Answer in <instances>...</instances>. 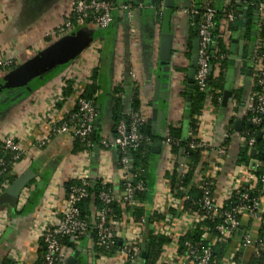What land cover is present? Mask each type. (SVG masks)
Wrapping results in <instances>:
<instances>
[{"label": "crops", "instance_id": "1", "mask_svg": "<svg viewBox=\"0 0 264 264\" xmlns=\"http://www.w3.org/2000/svg\"><path fill=\"white\" fill-rule=\"evenodd\" d=\"M75 1L0 0V58L11 62L16 68L71 33H78L80 38L88 41L81 52L52 77L0 110V142L4 137H14L24 150L21 160L13 166L12 176L16 180L25 174H32L19 192L15 207H0V264L4 260L11 264L37 263L40 234L64 212L68 182L75 180L92 183L99 179L117 188L121 181L118 154L101 145L102 140L113 137L115 87L121 86L124 90L120 95L122 113L127 116L133 93L137 91L141 104L140 114L151 123L153 85L160 70L159 25L155 13L157 0H113V21L106 29H99L88 18L75 20L72 31L68 34H55L57 28L70 18ZM208 1L216 9L231 10L233 15L229 25L228 44L225 45L228 68H222L218 63L212 69L216 76L225 74L228 87L225 91H230L231 96L226 106H222V95L220 109L214 108L210 100L207 101L202 111L204 118L200 120L195 136L196 139L207 141L209 147L202 153V165L199 167L200 172L195 174L194 181L199 184L203 178L209 179L214 186L213 201L219 203L230 191L244 188L246 179L245 176L234 175L237 154L241 149L239 133L243 122L240 116L252 92L247 71L244 74L240 69L246 58L252 59L256 45L255 30L248 37L246 29L250 23L257 22L264 0ZM202 3L203 0L175 1L171 17L173 41L169 88L166 100L159 102L158 111L162 116L157 138L154 139L161 142V148L158 154L151 152L145 171L147 199L144 203L136 204L147 213L161 214L169 221L148 227L155 233L169 235L172 239L170 244L163 247L157 264H190L178 254V240L194 226L197 214L181 212V200L174 197L169 181L165 179L166 173L173 167L166 136L168 127L178 128L186 115V103L181 93L187 84V75L185 77L182 70L187 68L188 61L186 53L191 25L189 16ZM255 6H259L257 16ZM123 7L130 8L132 18L127 17ZM244 8L245 17L238 13ZM242 20H246L245 24L238 25V21ZM231 59L233 65L229 63ZM94 69L99 71L101 80L96 93L100 144L95 145L88 153L72 154L70 137L56 133L54 128H58L74 111L75 98L82 95ZM8 73V69H5L0 81ZM62 82L65 87L56 98ZM239 88L243 91L242 106L235 108L233 91ZM232 120L234 130H230ZM237 121L242 122L240 130L235 127ZM188 131L185 124V137H188ZM224 134L228 137L225 138ZM44 138L47 139L46 143L38 145L37 142ZM225 142H228L227 146L223 145ZM22 194L27 199L19 208L18 200ZM170 209L177 215L169 216ZM144 231L145 228L134 224L130 213L126 212L124 221L116 230L122 251L110 257L94 258V234L90 232L88 238L78 243L75 251H62L63 256L66 261L72 258L73 264H125V250H128L131 242L140 243ZM245 253L247 257V252ZM134 264H142V261Z\"/></svg>", "mask_w": 264, "mask_h": 264}, {"label": "trees", "instance_id": "2", "mask_svg": "<svg viewBox=\"0 0 264 264\" xmlns=\"http://www.w3.org/2000/svg\"><path fill=\"white\" fill-rule=\"evenodd\" d=\"M111 4L114 3L113 0H108ZM162 4L163 0H157V7L155 9L156 13V21L158 25H160L161 19V11H162ZM234 8L233 5H231ZM206 8H212L216 12V16L213 19V28L211 30L212 33V41L215 43L218 52L212 53V47L209 48V62L211 65V71L206 80V90L201 92L198 87L194 84V88L191 91H187L186 86L184 91L181 93L182 98L185 100L187 96L190 97V108L188 110L185 109V114L189 116L188 120H185L184 117L181 120V125L176 128L169 126L168 133L166 136V141L169 146V152L173 159V167L172 170L165 175V179L169 181L170 191L174 193V197L176 199L181 200L180 209L182 213H196L198 216L203 217L198 224H195L189 231H187L184 235H182L178 240V254L183 256L188 263L192 264L194 262V256L189 254V251L196 250V253H200L201 250L206 247L207 241L203 239L202 235L207 230L210 233H213V228L216 226L221 219L220 218H213L209 213L202 210V197L205 189H208L210 193L213 195L214 186L213 183L209 179L203 178L199 184H196L194 181V176L199 171V167L202 165L201 157L203 150L201 148H191V142L197 143L198 141L195 140V136L197 135L198 131V121L199 116L201 115L205 104L208 100H210L211 105L216 108L220 109V99L222 98L223 92L228 88L227 87V80L225 78V74H218L217 76L214 75L212 67L215 64H220L222 68H228V59L227 57V49L223 42L218 39L217 37L220 34L219 29V22H220V11L221 9L214 8L210 1L203 0V3L193 9L194 13H191L189 16L190 22V39L188 42V50L186 53V58L189 60L190 57V48L191 42L195 38L198 33V27L200 22L202 21V14L205 12ZM77 17L74 14H71L70 18L68 19L71 22V25L74 24V21L77 20ZM255 30L254 40L256 41L255 48L259 52L260 57H264V3L263 7L260 11V16L255 22V24L250 23L249 27L246 29V35L251 37L252 30ZM227 34L229 33V27L226 28L225 31ZM222 56V59L220 58ZM225 57V58H224ZM264 62V61H262ZM264 64V63H263ZM252 59L248 60L245 59V62L242 64L240 71L245 74L247 70H249V78L251 80V89L252 92L261 93V88L257 86L254 82L253 72H252ZM63 67V66H62ZM62 67L55 70L52 74L47 75L39 82L32 84L27 89H25L22 93L17 94L14 98L7 101L4 105L0 107V110L7 107L9 104L13 103L19 97L26 94V92L30 89H34L37 86L41 85L47 79L52 77L57 71H59ZM16 67L10 65L7 69L9 72L13 71ZM188 68L183 69V74L187 75ZM186 81V80H185ZM101 82L99 71L93 70L89 79L88 83L85 87V90L82 93V98L88 102H91L94 105L95 112H96V119L93 124V129L96 128L94 136H92V132L84 137V138H77L72 137V154H80V153H88L90 152L95 145L100 144V138L98 134V123L96 124V120L98 119V114L96 111V93L99 91V83ZM187 83V81H186ZM123 88L121 86H117L113 90V109H112V120L114 122L113 128V136L115 134V126L120 121L128 122V117L122 113L121 109V99L120 95L123 94ZM264 92V91H263ZM68 93V92H67ZM66 93V94H67ZM242 94L243 91L241 88L236 89L233 91V103L235 108H238L242 103ZM264 94V93H263ZM140 101L138 97L137 91H134L132 96L131 102V109L135 112L140 113ZM236 110V109H235ZM73 114H76L73 118ZM79 115L77 114V108L69 114L65 121H70L73 125L78 124ZM243 126L241 128L243 135L244 131L248 132L249 134L254 133L257 135L255 131V127L248 125L245 122V118H242ZM188 126V137L184 135V125ZM230 130H234V120L230 121ZM246 137V136H244ZM157 138L156 133L154 136L151 135V123L149 120L140 127V138L138 141V146L134 150H130L125 155L128 157L131 168L129 170V174L132 177L131 182H129L130 187L129 190H133V199L137 203H144L147 199V183L145 178V171L149 165V159L151 156L152 150V142ZM228 142H225L223 145L227 146ZM255 149L257 151V155L255 159L264 163V136H260L255 141ZM116 151V150H115ZM118 154V160L120 157V153L116 151ZM13 152H10L6 149H3L0 146V184L3 181H7L9 185L15 181V178L12 176V169L14 166L13 159ZM250 159L249 152L244 148H241L237 154V164L246 163ZM183 162L186 166V172L180 176L178 174V163ZM138 184L142 185L141 190H135ZM71 186H79L86 189L87 196L81 199L77 204L76 207L78 208V215L79 218L87 227V232L81 235H73V236H63L57 239L58 246L62 251L69 252L75 251L77 245L80 241H83L85 238L89 237L90 232L94 233L93 229V221H96L93 215V211L100 210L103 207L102 202L99 199V193L101 191L112 192L113 195L120 196L123 193L125 186L124 181H120L117 188L113 186V184H104L102 180H95L92 183H87L84 181H70L66 184V197L69 194V188ZM3 191L0 187V194ZM247 192V189L241 188L237 191L233 192L230 199L223 202L222 211H231L239 204V197L242 193ZM261 185L257 184L256 188L253 192L254 198L261 197L262 195ZM116 195V197H117ZM108 212L107 215L113 222H123L124 221V214L129 212L131 215V220L134 224H140L141 227L145 228L141 242L136 243L132 246L135 250L139 251L136 257H132V251L125 253L127 255L125 264H134L136 261H142V264H157V261L163 251V247L171 243V236L169 235H162L157 234L154 231L150 230L148 227L150 225L165 222L169 223L166 220V217L152 212L147 213V211L143 207H139L136 205H130L124 198L117 197V199L113 200L111 203L106 206ZM169 216H176L177 213L170 209L168 210ZM179 214V213H178ZM60 217V215L58 216ZM239 219V218H238ZM245 219H241L243 222ZM49 229V228H47ZM260 235H264V227L262 226L259 229ZM94 248H93V257H110L115 255L118 251H122V244L116 240L113 245L110 246H99L97 236L94 235L92 238ZM40 244V252L38 255V260L36 264H42L43 262V253H44V245L42 243V239L39 240ZM188 244V245H186ZM228 248L229 244L217 243L213 249L211 254L212 264H221V262L226 258L228 255ZM124 250V249H123ZM264 243H261L257 247V252L253 254L250 259L247 261V264H264ZM141 254H144V258H141ZM239 259V256H237ZM1 264H11L9 261L4 260Z\"/></svg>", "mask_w": 264, "mask_h": 264}, {"label": "built area", "instance_id": "3", "mask_svg": "<svg viewBox=\"0 0 264 264\" xmlns=\"http://www.w3.org/2000/svg\"><path fill=\"white\" fill-rule=\"evenodd\" d=\"M127 17L132 18V14L129 11L130 8L123 7ZM194 13V12H193ZM71 14L79 17L77 21L82 19L91 18V21L99 28L106 29L113 21L112 16V4L108 0H76L71 7ZM216 12L212 8H206L202 14V21L198 27L199 37V50L197 59V68L194 76V84L201 92L206 90V80L211 71V65L209 62V48L212 47V53L218 52L215 43L212 41L211 30L213 28V19L216 16ZM219 29L220 34L217 37L224 45L228 44V34L225 32L233 20L231 10L227 8L221 9L220 13ZM72 31V25L69 20H66L60 27L57 28L55 34H68ZM257 48L254 49L252 56V72L254 82L261 88V93L251 92L249 98L246 101L245 109L240 118H245V122L255 127L257 135L264 136V57L259 56ZM222 59V56L220 57ZM11 62L2 60L0 58V79ZM189 63L187 61V68ZM213 69V67H212ZM133 76V75H132ZM60 85V91L56 98L61 95V89L65 87V84ZM75 108H77V114L79 115L78 124H72L65 119L59 124L58 128H54V131L59 134H67L70 139L72 137L84 138L88 136L93 130V124L96 119V112L94 105L82 98V95H78L75 98ZM76 114H73L72 118ZM128 122L120 121L115 126V134L110 140H102L101 145L107 150H116L120 153L118 160V166L121 173V180L124 181L125 189L120 196L124 198L130 205H136V201L133 199V190H129L132 177L129 174L131 168L130 161L125 155L130 150H134L138 146L140 138V127L146 123L145 118L138 112L130 109L127 113ZM203 112L199 116L197 127L200 124V120H203ZM241 148L250 152L255 150L256 136L254 133L248 132L241 134ZM246 136V137H244ZM227 138L228 135L224 134ZM195 138V137H194ZM46 138L38 141V145H44ZM198 142H191L190 147L201 148L205 151L209 144L204 139H196ZM166 144L167 141H166ZM0 146L10 152H13L12 161L14 164L19 162L24 154V150L14 137H4L1 139ZM257 153V151H256ZM258 154V153H257ZM1 163V160H0ZM178 174L182 176L186 172V166L183 162L178 163ZM0 170V175H1ZM234 175L245 176L244 187L247 192L242 193L239 197V204L231 211H222L223 202L230 199L233 192L230 191L224 199L215 203L212 198V194L208 189H205L202 197V210L209 213L213 218H220L221 221L214 226L213 233L207 230L203 233L202 237L207 241L206 247H204L198 254L196 250L189 251L190 255L194 256V262L192 264H212L211 254L212 249L217 243L229 244L228 255L221 262V264H247L249 258L257 252V247L264 243V235H260L259 229L264 227V163L253 158L250 155V159L246 163L237 164L235 167ZM106 184V182H104ZM261 185L262 195L261 197L254 198L253 192L256 185ZM9 186V183L5 180L0 184L1 190L4 191ZM142 185L138 184L135 190H141ZM69 194L66 197V205L64 212L57 217L52 223L49 229H44L40 238L44 245L43 262L42 264H65L66 258L63 256L62 250L58 246L57 239L63 236L81 235L87 232L86 225L77 218L78 208L76 204L87 196L86 189L79 186H71L69 188ZM116 195L112 192L101 191L99 193V199L103 204V207L96 212H93L96 221H93L94 235L97 236L99 246L113 245L117 240L116 230L120 225V222H113L107 215V208L109 203L117 199ZM25 194H22L18 200V207H22L26 202ZM239 218V219H238ZM245 219L243 222L241 219ZM203 217L197 215L195 224H198ZM2 225L0 223V229ZM133 242L128 246V251L133 252L132 257L138 255V251L132 248ZM188 245V244H186ZM247 252V257L246 253ZM239 256V259L237 258ZM127 257V255L125 256ZM264 257V252H263Z\"/></svg>", "mask_w": 264, "mask_h": 264}, {"label": "water", "instance_id": "4", "mask_svg": "<svg viewBox=\"0 0 264 264\" xmlns=\"http://www.w3.org/2000/svg\"><path fill=\"white\" fill-rule=\"evenodd\" d=\"M176 0H163L161 19L159 25V47H158V65L160 67L159 76L155 80L153 85V95L151 104V135L154 136L158 133L161 120V112L158 111L159 102L165 101L167 98V92L169 88V76H170V63L172 57V41L173 35L171 32V17L174 12ZM259 6H255V15ZM246 8L243 11H238L239 14L246 16ZM246 20L238 21V25L245 24ZM88 43L86 38H80L78 33H71L70 35L61 38L48 46L43 51L37 53L30 60L15 68L8 73L0 81V107L7 101L14 98L17 94L22 93L32 84L39 82L41 79L49 74H52L58 68L64 66L69 61L74 59L81 50ZM199 50V37L198 34L191 42L190 57L188 60L189 66L187 71V91H191L194 88V76L197 68ZM233 59V58H232ZM230 60V65H233V60ZM249 75V70H247ZM231 96L230 91L223 92L222 106H226V103ZM185 109L190 108V97L185 99ZM97 114H99V106L96 107ZM185 120L189 119L186 114ZM99 120H96V124ZM242 125L241 121H237L235 124L236 129L240 130ZM96 128L93 129L92 136L95 134ZM260 135H257V139ZM151 152L158 154L161 148V142L159 140H153ZM250 155L255 157L257 155L255 150H251ZM32 177V174H25L22 177L13 181L1 194H0V207L8 205L13 208L16 205L19 192L24 185ZM141 258H144V254H141ZM65 264H73V259L66 261Z\"/></svg>", "mask_w": 264, "mask_h": 264}]
</instances>
